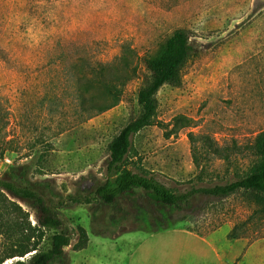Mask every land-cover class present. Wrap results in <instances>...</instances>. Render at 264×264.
<instances>
[{
	"label": "rangeland",
	"instance_id": "1",
	"mask_svg": "<svg viewBox=\"0 0 264 264\" xmlns=\"http://www.w3.org/2000/svg\"><path fill=\"white\" fill-rule=\"evenodd\" d=\"M178 31L196 53L180 71V86L157 93L155 121L167 125L168 136L157 126L138 132L130 168L176 194L244 174L256 162L248 146L264 131V0H0V177L26 165L29 179L49 181L62 195L101 181L108 144L141 113L136 96L148 78L142 59ZM121 59L137 75L116 106L88 117L78 108V79L97 63L119 71ZM202 136L226 158L201 149L194 156ZM19 205L35 224L34 213ZM189 212L183 219L132 199L65 208L71 244L61 264H85L93 252L74 250L78 227L88 240L103 237L99 264H264V215L245 198L198 197ZM176 221L180 227L161 230Z\"/></svg>",
	"mask_w": 264,
	"mask_h": 264
},
{
	"label": "trees",
	"instance_id": "2",
	"mask_svg": "<svg viewBox=\"0 0 264 264\" xmlns=\"http://www.w3.org/2000/svg\"><path fill=\"white\" fill-rule=\"evenodd\" d=\"M121 48L122 51L131 50L126 46ZM195 53L196 49L186 33L178 31L154 54L142 59L148 78L136 96L141 113L130 120L108 144L105 175L101 181L93 182L87 189L79 187L75 193L62 195L49 181L35 182L29 179V168L26 165L11 167L0 177V264L26 256L28 260L17 261L15 264H61L64 249L71 244L70 232L64 225L61 211L72 206L96 204L116 207L123 200L132 199L140 201L142 206L160 207L186 219L195 198L214 203L240 195L264 215V131L248 146V152L252 153L256 162L244 174L223 184L191 188L185 193L176 194L153 176L134 172L130 168L128 156L131 140L138 132L157 126L163 129L165 137L168 136L167 125L155 121L158 108L156 96L165 85L180 86V71ZM121 60L124 63L119 71H113L112 64L97 63L90 67L89 75L78 79V108L88 117L116 106L128 83L137 75L136 66L132 67L124 59ZM85 89L92 93H85ZM190 139L194 143V137L190 136ZM198 142L199 147L192 146L194 156L201 149L204 155L226 158L221 148L208 136L199 137ZM19 202L34 213L35 224H31V214ZM160 215L165 219L168 214L161 212ZM181 221L162 227L161 230L180 227L178 224ZM47 233L51 235L47 236ZM77 234L78 240L73 248L81 251L87 247L88 237L81 227L77 228ZM45 241L49 246L46 250L43 249Z\"/></svg>",
	"mask_w": 264,
	"mask_h": 264
},
{
	"label": "crops",
	"instance_id": "3",
	"mask_svg": "<svg viewBox=\"0 0 264 264\" xmlns=\"http://www.w3.org/2000/svg\"><path fill=\"white\" fill-rule=\"evenodd\" d=\"M172 232L181 234L183 236H186L184 238H187V240H189V241H193V240L196 241L197 240V241H199L201 243H203V241H204V239L197 238V236L192 235L191 233H189V232H187V231H185L183 229H176V230H173ZM97 238L98 239H95V240H92V241L90 239L88 240L87 247L89 246L90 250L91 251L93 250V252H92L91 255H89L88 260L85 261V264L86 263L87 264H99L100 256H99V252L96 251V249H95L96 248V244L98 243L101 247H104L105 244H104V242L102 243V241H101V238H103V237H97ZM207 246H208L207 248H210L209 244H207ZM109 247H112V246L110 245ZM78 252H80V251H78ZM117 258H118V256H117ZM71 264H84V263H82V262L80 263V262L77 261V262H71Z\"/></svg>",
	"mask_w": 264,
	"mask_h": 264
},
{
	"label": "built area",
	"instance_id": "4",
	"mask_svg": "<svg viewBox=\"0 0 264 264\" xmlns=\"http://www.w3.org/2000/svg\"><path fill=\"white\" fill-rule=\"evenodd\" d=\"M5 162H6V163H9V161H8V160H5Z\"/></svg>",
	"mask_w": 264,
	"mask_h": 264
}]
</instances>
